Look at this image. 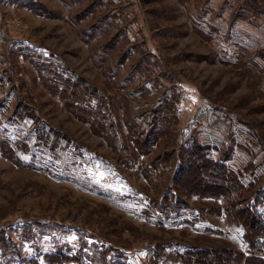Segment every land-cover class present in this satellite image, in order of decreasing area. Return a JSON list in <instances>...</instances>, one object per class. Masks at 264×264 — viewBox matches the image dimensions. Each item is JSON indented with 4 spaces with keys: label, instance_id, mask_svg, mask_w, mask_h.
Listing matches in <instances>:
<instances>
[{
    "label": "rangeland",
    "instance_id": "1",
    "mask_svg": "<svg viewBox=\"0 0 264 264\" xmlns=\"http://www.w3.org/2000/svg\"><path fill=\"white\" fill-rule=\"evenodd\" d=\"M253 202L264 0H0V264H259Z\"/></svg>",
    "mask_w": 264,
    "mask_h": 264
},
{
    "label": "trees",
    "instance_id": "2",
    "mask_svg": "<svg viewBox=\"0 0 264 264\" xmlns=\"http://www.w3.org/2000/svg\"><path fill=\"white\" fill-rule=\"evenodd\" d=\"M203 152V150H201ZM205 159V156H203ZM204 161L206 165L213 166V164H210V160ZM205 165V166H206ZM207 168V167H204ZM213 167L207 169L206 171L202 168L200 171L198 170V174L201 177V181L203 183V187L200 188L197 191V194H204L205 189L211 188L212 194H208L209 196H223L225 194L224 191H226L225 187H227L226 182L223 179V176L221 175V183H220V176L216 173L210 172ZM186 171L181 172L186 173ZM180 174V175H181ZM178 177V176H177ZM188 181V180H186ZM205 184H209V186H206ZM206 190V191H207ZM207 195V192L205 193ZM260 205L257 202L250 203L247 207L244 209H241V212H245L246 216L243 218L242 224L246 228V235H248L249 240V250L254 252L255 254H259L261 256L257 257L258 261H255L254 258H250V262L254 260V262L259 264H264V215L257 212V208ZM248 216L250 218H248ZM248 219H250L248 221ZM252 221V222H251ZM67 257H60L58 255H51L50 256V262H60L66 259ZM215 261V258L213 259Z\"/></svg>",
    "mask_w": 264,
    "mask_h": 264
}]
</instances>
